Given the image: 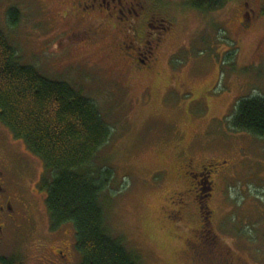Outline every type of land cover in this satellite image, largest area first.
<instances>
[{
    "label": "rangeland",
    "instance_id": "1",
    "mask_svg": "<svg viewBox=\"0 0 264 264\" xmlns=\"http://www.w3.org/2000/svg\"><path fill=\"white\" fill-rule=\"evenodd\" d=\"M59 7L60 0H0V27L18 62L71 84L93 100L110 127L94 158V165L112 173L100 197L109 234L139 264H264V137L229 125L240 98L264 97V23L242 36L238 47L233 25L221 33L216 20L204 27L195 15V31L184 22L145 68L121 56L117 33L71 32V22L53 16ZM5 139L0 134V149L19 186L40 181L41 160L22 141L15 156ZM183 154L199 164L225 161L227 177L206 199L214 211L207 232H198L196 208L177 220L169 203ZM45 198L39 189L35 202L47 214ZM34 217L42 229L38 213ZM64 231L80 264L72 223L46 237L47 245L62 249L69 243ZM26 232L17 230L0 252H20L43 240L38 228L31 238Z\"/></svg>",
    "mask_w": 264,
    "mask_h": 264
},
{
    "label": "trees",
    "instance_id": "2",
    "mask_svg": "<svg viewBox=\"0 0 264 264\" xmlns=\"http://www.w3.org/2000/svg\"><path fill=\"white\" fill-rule=\"evenodd\" d=\"M0 122L41 160L39 185L46 190L51 224H73L80 264H139L121 239L109 234L100 202L112 173L94 165V158L108 142L110 127L93 100L71 84L18 62L1 27ZM229 125L264 137V97L240 98Z\"/></svg>",
    "mask_w": 264,
    "mask_h": 264
},
{
    "label": "flooded vegetation",
    "instance_id": "3",
    "mask_svg": "<svg viewBox=\"0 0 264 264\" xmlns=\"http://www.w3.org/2000/svg\"><path fill=\"white\" fill-rule=\"evenodd\" d=\"M255 2L253 7L248 0H60V11L54 9V13L52 10L55 18L73 24L69 25L71 32H84L89 36L105 31L117 33L115 45L121 56L131 59L134 65L150 68L156 59L154 57L150 63L153 54L169 36L184 28V22L191 23L187 27L195 31V15L200 16L204 27L216 20L217 29L221 33L229 32L233 25L236 33L234 41L240 47L242 36L264 23V0ZM234 11L237 14L233 19ZM0 134L13 146L10 148L15 156L20 157L21 151L14 150V147L20 146L21 140L14 138L1 124ZM224 163H217L219 167L211 160L199 164L194 157L183 154L175 170L176 189L169 197V203L175 205L177 220L192 206L197 209L201 221L198 232L208 231L206 222L210 223L214 211L209 208L206 199L216 193L220 179L227 177ZM39 183L20 187L5 151L0 149V246L6 244L23 227L26 228L28 238L33 237L37 228L38 235L43 238L30 242V249L20 252L1 250L0 264L77 263L73 259L75 251L72 239L65 231L69 243H62V249H52L47 245L45 238L60 233L66 223L54 227L48 212L45 214L37 206L35 196L42 189ZM35 213L39 215L42 229L36 226Z\"/></svg>",
    "mask_w": 264,
    "mask_h": 264
}]
</instances>
